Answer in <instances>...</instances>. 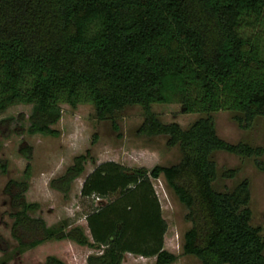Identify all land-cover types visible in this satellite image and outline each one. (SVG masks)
I'll list each match as a JSON object with an SVG mask.
<instances>
[{"label": "trees", "instance_id": "16d2710c", "mask_svg": "<svg viewBox=\"0 0 264 264\" xmlns=\"http://www.w3.org/2000/svg\"><path fill=\"white\" fill-rule=\"evenodd\" d=\"M263 33L264 0H0V110L28 103L26 132L57 136L52 125L61 103H89L94 116L109 119L113 129L116 112L138 104L136 133L162 134L180 154L174 163L150 168L110 159L96 163L79 189L81 196L105 199L84 213L88 234L78 224L67 230L46 225L27 214L35 203L19 199L11 232L18 227L32 237L23 241L14 234L17 253L68 238L100 247L87 255V264H120L126 252L153 256V264L171 263L176 255L162 245L166 222L151 182L161 175L189 223L183 254L200 264H264V236L249 222L247 179L229 191L214 189L210 156L215 150L252 156L264 170L258 158L263 147L221 138L212 115L233 111L239 128L264 116ZM169 102L202 115L186 127L163 122L151 104ZM84 160V154L75 155L50 184L65 192ZM28 169L26 163L25 177ZM227 172L232 176L234 169ZM12 182L22 198L26 180ZM8 260L1 256L0 264ZM40 264L65 263L47 256Z\"/></svg>", "mask_w": 264, "mask_h": 264}, {"label": "rangeland", "instance_id": "374dc122", "mask_svg": "<svg viewBox=\"0 0 264 264\" xmlns=\"http://www.w3.org/2000/svg\"><path fill=\"white\" fill-rule=\"evenodd\" d=\"M260 52L264 56V33ZM59 106L60 116L52 125L58 130L57 136L26 132L28 103L15 102L0 110V161L6 164L5 172L0 171V257L9 256L7 264H40L47 256H55L65 264H87V255L100 250L98 246L80 245L61 238L44 240L17 253L19 246L14 234L23 241L32 237L18 227L14 234L11 232L12 213L19 208L16 203L19 199L35 203L27 214L41 217L46 225L67 230L78 224L88 234L84 213L91 204L104 203L105 199L81 196L79 189L82 179L96 163L110 159L127 166L150 168L154 164L174 163L180 155L176 145L165 144L164 135L136 133L135 128L142 119L138 104L126 105L116 112L117 129L111 127L109 119H97L89 103L75 106L61 103ZM151 109L161 121H175L181 127L202 115L183 112L177 102L152 103ZM233 114L225 109L212 112L216 133L226 141H244L264 149V116H256L249 127L239 128ZM77 154L85 155L82 171L69 182L65 192L53 187L50 180L61 175ZM210 156L216 166V177L212 182L214 189L229 191L238 181L247 179L249 222L258 225L260 235L264 236V170L255 167L252 156H239L224 150L212 151ZM258 158L264 160V151ZM26 163L29 164L28 177L23 174ZM228 169H234L232 176H228ZM13 180H26L22 198L17 197L20 191ZM151 182L166 222L162 245L176 255L169 264H200L193 256L181 252L182 233L189 226L184 219V207L161 175L151 178ZM153 260V256L126 252L120 264H153Z\"/></svg>", "mask_w": 264, "mask_h": 264}]
</instances>
